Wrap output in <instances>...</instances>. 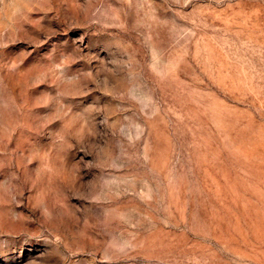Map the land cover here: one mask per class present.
<instances>
[{"label":"rangeland","instance_id":"374dc122","mask_svg":"<svg viewBox=\"0 0 264 264\" xmlns=\"http://www.w3.org/2000/svg\"><path fill=\"white\" fill-rule=\"evenodd\" d=\"M0 264H264V0H0Z\"/></svg>","mask_w":264,"mask_h":264}]
</instances>
